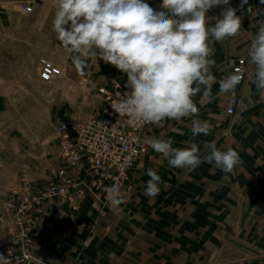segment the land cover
<instances>
[{
	"label": "crops",
	"instance_id": "0c3cea01",
	"mask_svg": "<svg viewBox=\"0 0 264 264\" xmlns=\"http://www.w3.org/2000/svg\"><path fill=\"white\" fill-rule=\"evenodd\" d=\"M44 2L55 5V0ZM145 2L161 10L162 0ZM28 6L32 11L26 10ZM228 6L241 16L242 31L234 38L212 45L211 58L215 64L211 72L218 81L233 73L234 66L243 59L246 74L234 93L219 94V84L214 83L210 102H201L200 94L194 97L199 107L198 119L211 125L210 133L193 137L192 118H184L183 123L166 119L162 126L153 125L147 130V136L171 138L173 147L177 148L187 147L186 142L192 141L202 153L206 151L204 144L214 140L222 150L237 151L241 163L233 173H224L206 162L191 171L170 168L167 160L150 147L148 154L141 157L130 172L131 193L105 217L100 216V205L93 195L85 197L77 212L72 211L70 202L46 203L36 225L33 264H264V98L252 83L254 65L249 63L248 57L251 38L258 31L259 21L264 20V4L261 0H247L241 7V0H229V5L213 7L207 16L222 18L220 13ZM248 8L252 9L251 14ZM54 15L44 13L38 0H0L3 44L14 29H24L29 21L50 22L44 29L37 25L34 31L40 34L49 28L51 48L48 49L63 50L52 31ZM62 52L65 59L56 64L62 69L58 78L68 77L73 82L71 86H75L77 79L93 92L99 86L110 84L115 66L98 59L97 65L89 61L79 70L69 54ZM121 77L126 84V74L122 73ZM234 95L247 107H240L238 114L229 115L227 104ZM92 99L93 105H97V100ZM43 101V95H38L37 102ZM59 103L60 100L56 101V107L46 113L50 121L55 119V131L60 119L75 116ZM86 110L82 109L80 114L89 109ZM54 139L55 145L49 144V147L47 142H33V147L49 149V153L34 165L35 176L28 192L49 181L50 166L62 165L55 136ZM149 168L156 170L162 180L155 198L145 194ZM23 183L16 189L25 191ZM10 191L0 190V216L6 217V222L0 223V243L5 244L19 231L18 226H11L13 213L6 207ZM81 221L87 222L89 227L77 230L75 222Z\"/></svg>",
	"mask_w": 264,
	"mask_h": 264
},
{
	"label": "clouds",
	"instance_id": "9594fccd",
	"mask_svg": "<svg viewBox=\"0 0 264 264\" xmlns=\"http://www.w3.org/2000/svg\"><path fill=\"white\" fill-rule=\"evenodd\" d=\"M244 4L247 0H241V7ZM219 5H229V0H162L159 11L145 0H55L52 31L77 69L89 61L97 65L102 59L126 74L128 90L111 104L120 117L138 126H162L166 119L183 123L184 118H192L193 137L208 135L211 125L198 119L194 97L200 94L201 102H210L214 83L219 84V94L234 93L243 78V69L218 81L211 72L215 64L212 45L242 31V18L231 6L221 11L222 18L207 16ZM247 11L252 13L251 8ZM248 57L254 65L252 83L264 98V20L251 38ZM240 106L247 107L243 101ZM146 142L170 168L191 171L206 162L233 173L241 163L237 151L222 150L214 140L204 144L203 153L192 141L184 148L173 147L171 138L151 137ZM146 174L150 179L145 194L155 198L161 177L151 168ZM106 193L113 208L122 203L119 186L107 188ZM0 264H9L2 254Z\"/></svg>",
	"mask_w": 264,
	"mask_h": 264
},
{
	"label": "built area",
	"instance_id": "2783aa9c",
	"mask_svg": "<svg viewBox=\"0 0 264 264\" xmlns=\"http://www.w3.org/2000/svg\"><path fill=\"white\" fill-rule=\"evenodd\" d=\"M26 10L32 11V7L28 6ZM237 69H243L244 78L246 66L243 59L234 66L233 71ZM61 73L60 67L45 63L41 67L40 79L51 82ZM121 74L116 68L110 84L95 89L93 98L98 104L91 112L58 125L55 137L62 165L51 170L49 181L33 192H28L32 182H25V191L14 189L8 194L6 207L13 213L11 226L19 228L10 243H0V254L8 258L9 264L34 263L36 225L46 203L54 200L70 202L72 211L77 212L85 197L93 195L98 199L100 216L105 217L113 208L107 200V188L119 186L122 202L131 193L130 172L150 150L146 142L147 130L153 125L138 126L112 109L111 104L128 90ZM240 102V98L231 96L227 113L238 114ZM87 175L90 179L86 178ZM71 218L75 220L73 215ZM5 222L6 217L0 216V223ZM75 227L83 230L89 224L85 221L75 222Z\"/></svg>",
	"mask_w": 264,
	"mask_h": 264
},
{
	"label": "rangeland",
	"instance_id": "374dc122",
	"mask_svg": "<svg viewBox=\"0 0 264 264\" xmlns=\"http://www.w3.org/2000/svg\"><path fill=\"white\" fill-rule=\"evenodd\" d=\"M38 1L44 13H55V5ZM37 25L44 29L50 22H27L24 29H14L5 45L0 30V190H14L21 183L34 180L32 169L47 156L49 149L33 147V142H47V147L55 145V119L50 121L46 113L56 107V101L60 100V107L69 109V113L73 111L74 117H84L94 107L93 91H88L77 79L75 86H71L73 82L66 76L41 82L37 72L42 65H58L65 57L64 49H48L51 32L48 28L37 34L34 31ZM38 95H43L42 103L37 102ZM86 108L89 110L80 114ZM62 121L65 120L60 119L59 123ZM53 168H49V177Z\"/></svg>",
	"mask_w": 264,
	"mask_h": 264
}]
</instances>
